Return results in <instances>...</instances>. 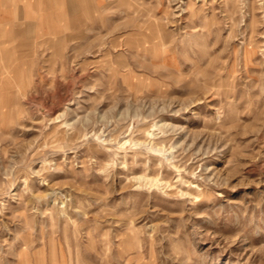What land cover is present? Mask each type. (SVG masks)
Wrapping results in <instances>:
<instances>
[{
    "label": "rangeland",
    "instance_id": "1",
    "mask_svg": "<svg viewBox=\"0 0 264 264\" xmlns=\"http://www.w3.org/2000/svg\"><path fill=\"white\" fill-rule=\"evenodd\" d=\"M98 2L6 70L0 264H264V0Z\"/></svg>",
    "mask_w": 264,
    "mask_h": 264
},
{
    "label": "crops",
    "instance_id": "2",
    "mask_svg": "<svg viewBox=\"0 0 264 264\" xmlns=\"http://www.w3.org/2000/svg\"><path fill=\"white\" fill-rule=\"evenodd\" d=\"M29 1L30 0H0V98H5L7 96L5 93L7 79L5 74L6 70L8 73L16 74L23 72V74H27L29 72L27 65H31L32 63L33 49H35L37 45L38 47L50 49L47 42L52 36L50 35L51 24L46 19L47 15L44 12L29 6ZM95 1L99 3V7H101V2H98V0ZM73 17H68L67 20L63 19V21L54 23L58 31H60V35H62V40L64 41V44L61 46L60 54L64 49V45L67 44V31L69 29L75 27L78 30L77 32L81 30L84 32V30L91 29L96 23L93 22L91 26L80 28V26L78 27L77 23H75L76 21H74ZM22 23H24V26ZM15 25H17V28ZM24 30H26L25 33ZM20 32H22V34H20ZM25 49L32 50V53H29ZM17 57H21L19 62H15L14 60V58Z\"/></svg>",
    "mask_w": 264,
    "mask_h": 264
},
{
    "label": "bare ground",
    "instance_id": "3",
    "mask_svg": "<svg viewBox=\"0 0 264 264\" xmlns=\"http://www.w3.org/2000/svg\"><path fill=\"white\" fill-rule=\"evenodd\" d=\"M29 4L30 7L32 6L47 15L46 19L51 24L50 35H52L47 43L51 47V49L53 48L55 51L61 48V46L64 44V41L62 40V35H60V31H58V28H56V25H54V23L63 21V19L67 20L68 17L72 18L74 16L73 18L74 21H76L75 23H77L78 27L80 26V28H82L87 27L89 25H93V22H95V19L98 17L97 14L99 3H97L95 0H30ZM24 23H22L23 26ZM15 26L17 28V25ZM17 32L15 33L19 34ZM25 32L26 30H24V33ZM20 34H22V32H20ZM80 34L82 35V32H80Z\"/></svg>",
    "mask_w": 264,
    "mask_h": 264
}]
</instances>
